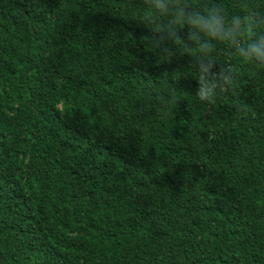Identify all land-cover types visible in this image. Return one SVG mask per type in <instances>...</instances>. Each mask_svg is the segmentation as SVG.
<instances>
[{"label": "trees", "instance_id": "16d2710c", "mask_svg": "<svg viewBox=\"0 0 264 264\" xmlns=\"http://www.w3.org/2000/svg\"><path fill=\"white\" fill-rule=\"evenodd\" d=\"M156 3L0 0V264H264V69L200 101Z\"/></svg>", "mask_w": 264, "mask_h": 264}, {"label": "clouds", "instance_id": "9594fccd", "mask_svg": "<svg viewBox=\"0 0 264 264\" xmlns=\"http://www.w3.org/2000/svg\"><path fill=\"white\" fill-rule=\"evenodd\" d=\"M155 9L166 15L171 25L188 27L183 38L174 29L178 41L186 39L199 45L200 55L197 59L201 66L198 70L196 97L200 101L214 103L218 93L229 92L236 82L233 66H217L211 55L216 48L213 41L226 44L230 54L234 53L244 63L264 69V13L249 8L247 15L229 17L218 5L201 9L191 0H167V4L157 0ZM150 10L154 14L146 17L149 22L157 18V12ZM213 68H217V71H212Z\"/></svg>", "mask_w": 264, "mask_h": 264}]
</instances>
